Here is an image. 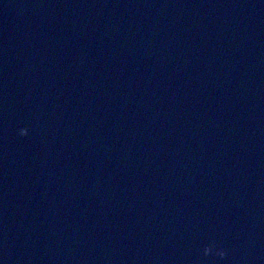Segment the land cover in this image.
I'll use <instances>...</instances> for the list:
<instances>
[{"label":"water","instance_id":"water-1","mask_svg":"<svg viewBox=\"0 0 264 264\" xmlns=\"http://www.w3.org/2000/svg\"><path fill=\"white\" fill-rule=\"evenodd\" d=\"M0 264H264V0H0Z\"/></svg>","mask_w":264,"mask_h":264},{"label":"clouds","instance_id":"clouds-1","mask_svg":"<svg viewBox=\"0 0 264 264\" xmlns=\"http://www.w3.org/2000/svg\"><path fill=\"white\" fill-rule=\"evenodd\" d=\"M18 131H19V133H20L21 135H24V134L27 133L28 129H27L26 126H22V127H20V128L18 129ZM205 251H206V252H207V251H213V247H212V245H210V244H206V245H205ZM215 253H216V255H218V256H220V257H223V256H225V255L227 254V253H226V249H224L223 247H219V246H217V247L215 248Z\"/></svg>","mask_w":264,"mask_h":264}]
</instances>
